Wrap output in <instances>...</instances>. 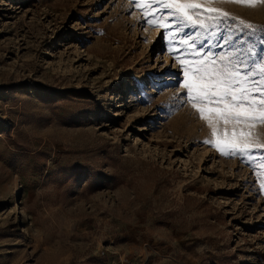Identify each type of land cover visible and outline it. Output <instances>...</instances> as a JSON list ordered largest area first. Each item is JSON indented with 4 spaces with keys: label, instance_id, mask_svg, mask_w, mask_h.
Masks as SVG:
<instances>
[{
    "label": "rangeland",
    "instance_id": "obj_1",
    "mask_svg": "<svg viewBox=\"0 0 264 264\" xmlns=\"http://www.w3.org/2000/svg\"><path fill=\"white\" fill-rule=\"evenodd\" d=\"M163 2L0 0V264H264L259 113L201 117L160 82L201 57L264 80V2L192 0L196 27Z\"/></svg>",
    "mask_w": 264,
    "mask_h": 264
},
{
    "label": "snow or ice",
    "instance_id": "obj_2",
    "mask_svg": "<svg viewBox=\"0 0 264 264\" xmlns=\"http://www.w3.org/2000/svg\"><path fill=\"white\" fill-rule=\"evenodd\" d=\"M241 2H249V0H241ZM261 2H264V0H261ZM251 6L255 5L252 4ZM161 7L169 9L171 16L175 19L196 27L193 17H199L200 14L197 10L201 7L200 4L192 2V0L185 3H180L178 0H168V2L161 3ZM204 12L206 13L204 19L212 21L217 26H220L229 18L228 13L220 12L212 7L205 8ZM211 13H216V16H212ZM240 23L243 24V21ZM199 27H205L203 21L200 22ZM244 28L251 29L252 25L246 24ZM262 33H264V27L254 29L246 35H249L252 39H259L261 44H264V36L260 35ZM224 41L225 43H232L227 37H224ZM183 43L186 47L189 45L186 38ZM217 46L223 47V44ZM209 63L214 64L211 57H209ZM185 70L191 73L187 81L184 80L183 73L178 74L179 78H177V74H173L169 70L167 73L161 74L160 82L162 83L165 77H172L176 81L175 84L166 86L175 87L176 90H179L180 86L183 85L186 91L181 93L179 98L174 99L181 102H191L193 108L201 114V117H203L205 108H197L198 104L211 105L212 107L208 110L216 115L218 119L222 117L225 121H252L256 118L258 112L259 119L264 122V80L256 79L255 73L242 65L240 61L237 60L235 66L225 64L221 68L213 67L209 69L208 64L203 63V57H201L191 60ZM152 86L156 87L155 84ZM157 90L162 91L163 89L158 88ZM253 92L258 93V95H252ZM221 105H223V108H221ZM180 106L182 107L183 103ZM203 142L213 143L211 140ZM235 143V141H232L234 147L227 154L232 156L234 152L239 151V154L243 156L247 144H242L237 149ZM214 146L218 150L223 147L219 141H216Z\"/></svg>",
    "mask_w": 264,
    "mask_h": 264
},
{
    "label": "built area",
    "instance_id": "obj_3",
    "mask_svg": "<svg viewBox=\"0 0 264 264\" xmlns=\"http://www.w3.org/2000/svg\"><path fill=\"white\" fill-rule=\"evenodd\" d=\"M114 264H137L135 261L129 258L121 257L116 263Z\"/></svg>",
    "mask_w": 264,
    "mask_h": 264
}]
</instances>
